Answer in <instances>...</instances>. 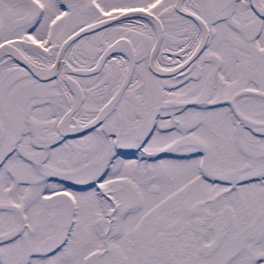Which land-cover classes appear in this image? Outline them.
<instances>
[{
    "label": "snow or ice",
    "instance_id": "obj_1",
    "mask_svg": "<svg viewBox=\"0 0 264 264\" xmlns=\"http://www.w3.org/2000/svg\"><path fill=\"white\" fill-rule=\"evenodd\" d=\"M0 264H264V0H0Z\"/></svg>",
    "mask_w": 264,
    "mask_h": 264
}]
</instances>
